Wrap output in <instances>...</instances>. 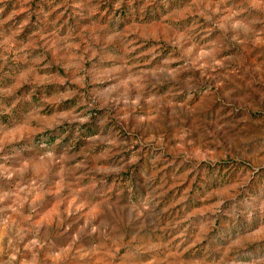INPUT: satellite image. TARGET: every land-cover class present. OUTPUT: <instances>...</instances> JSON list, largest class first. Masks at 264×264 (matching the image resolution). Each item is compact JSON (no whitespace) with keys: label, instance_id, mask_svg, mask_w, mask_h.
<instances>
[{"label":"rangeland","instance_id":"obj_1","mask_svg":"<svg viewBox=\"0 0 264 264\" xmlns=\"http://www.w3.org/2000/svg\"><path fill=\"white\" fill-rule=\"evenodd\" d=\"M0 264H264V0H0Z\"/></svg>","mask_w":264,"mask_h":264}]
</instances>
